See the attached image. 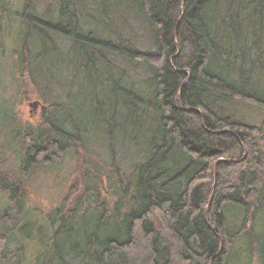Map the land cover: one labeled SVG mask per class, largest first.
Segmentation results:
<instances>
[{
	"label": "trees",
	"instance_id": "trees-1",
	"mask_svg": "<svg viewBox=\"0 0 264 264\" xmlns=\"http://www.w3.org/2000/svg\"><path fill=\"white\" fill-rule=\"evenodd\" d=\"M56 1L59 15L47 19L34 14L32 0H22L9 67L26 100L30 88L44 100L34 72L57 79L50 73L56 66L61 73L64 64L73 71L64 93L87 83L90 99L76 113L70 101H52L41 117L44 129L13 134L20 173L0 171V195L17 212H0V264H71L66 251L88 264H229L243 239L264 264V239L254 225L264 213V123L253 124L234 107L264 111V0ZM80 14L100 29L85 30ZM130 17L147 38L125 39L113 28ZM116 58L146 67L149 77L135 84ZM89 130H102L112 146L125 141L135 155L126 179L120 177L113 216L103 221L105 198L93 225L76 218L99 161L87 146ZM64 155L76 177L40 224L24 206L28 172L33 165L57 167Z\"/></svg>",
	"mask_w": 264,
	"mask_h": 264
},
{
	"label": "rangeland",
	"instance_id": "rangeland-1",
	"mask_svg": "<svg viewBox=\"0 0 264 264\" xmlns=\"http://www.w3.org/2000/svg\"><path fill=\"white\" fill-rule=\"evenodd\" d=\"M21 2L22 0H0V89L3 88L5 90L4 96L9 100L11 107V110L7 111L9 104H6L0 99V171L15 175L20 173L21 161L17 154V145L15 144L16 141L14 140L13 134H16L18 131H23L26 127L31 129H44V127H42L41 117L45 108H48L52 101L60 102L61 104L70 101L67 105L70 106L69 108L73 113H76L77 109L87 105V101L90 99V95L87 91V83H84L83 88L80 90L74 88L72 91H69L70 97L67 93H64V88L73 79L72 69L67 68L64 62V66L63 64L60 65L63 66L61 73L59 71H54L57 70V66L50 73V75H56L57 79H54V77L51 79L47 75L49 74L47 70V74L43 69L40 74L34 72L35 77L38 81L40 80L39 84L41 85L44 100L39 99L36 93L32 91L30 83H27L26 86L28 89L30 88L29 96H31V99H24L21 93L23 88L18 86L15 75L12 74L13 68L9 67L10 63L14 62V58L11 56V51L16 48L15 44H17L14 38H18L19 35H21L17 15V11L22 9ZM32 2L34 4L35 15L47 19H57L59 11L56 0H32ZM79 17L85 30L94 31L97 28L100 29L97 23L89 19L86 15L80 14ZM97 17L101 18L103 16L98 15ZM141 27L142 26H140L139 21L135 17H130L126 22H121L120 20H115L113 22V28L118 29L117 33H120L125 39L131 38L134 41L147 38V31ZM102 34L111 38L110 33L107 31ZM58 46L62 47L61 49L64 53L69 49L68 43L61 39ZM38 47V43L33 41L31 47L33 54H37L39 51ZM144 48L152 49L153 46L151 44H146ZM56 58V53H53L49 61H55ZM114 60L119 67L123 66L126 69L127 74L132 76V79L137 85L139 82L146 80L150 75L149 71L144 66L136 64L129 65L118 58ZM47 63L48 62L45 61V69H47ZM62 73L63 75L61 76ZM81 79L82 76L80 75L78 84ZM26 92L28 93L27 90ZM35 101L38 102L36 107L31 104ZM234 107H236L237 113L240 116L245 118L248 117L253 124L260 125L264 123V111L243 105H234ZM2 109L5 110L2 111ZM86 110L88 109L83 108V111L86 112ZM7 115L13 120L11 124H8L9 122L7 123ZM65 119V115H62L61 122H64ZM87 136L89 139L87 146L99 157V161L96 162L95 170H92L87 180L86 197L84 203L76 211V218L81 224L84 222V219H86L85 221L88 220L86 223H91V225H93L91 219L100 218L97 208L99 209L100 203L105 200V198L107 200L106 208L108 209L106 212L107 217H105L106 219L103 218V221L109 220V218L113 216L112 210L116 207V202L119 201L123 192V184L120 182V177L126 179V174H128L131 169V158L135 157V155L131 156V152L133 151L130 150V147L126 145L127 143L125 141L115 142L112 146L102 130L98 132H91L89 130ZM214 173L216 176V166L214 168ZM75 177V164L68 155L64 157L62 164L57 167H48L47 165L41 164L31 166L27 177V193L29 199L27 200L28 203L24 205L32 212L33 215L31 216L38 217L37 221L41 224L42 219H46V215L63 201ZM120 206L123 207L121 208V212H124L126 202ZM5 209L9 212H17L13 209L12 205L3 204L0 195V212ZM16 215L18 214H13V216ZM232 217L233 216H231V219ZM91 225H88L90 232L93 230ZM254 225L258 233V239H264V213L258 214ZM249 246L246 239L241 240L235 246L229 264H259L258 252L253 251ZM61 254L65 259H68L71 264H88L90 261V259H86L82 255H79L81 254L79 252L76 253L79 256L68 253L67 251ZM25 259H30L28 248L26 249Z\"/></svg>",
	"mask_w": 264,
	"mask_h": 264
},
{
	"label": "water",
	"instance_id": "water-1",
	"mask_svg": "<svg viewBox=\"0 0 264 264\" xmlns=\"http://www.w3.org/2000/svg\"><path fill=\"white\" fill-rule=\"evenodd\" d=\"M33 106H37L38 105V102L37 101H35V102H33V103H31ZM185 109H191V108H185ZM220 132H225V131H220ZM244 148H245V151H246V154H247V148L244 146ZM220 162H227V163H229L230 162V160H221ZM220 236V239H221V242H222V245H223V238H222V236L221 235H219Z\"/></svg>",
	"mask_w": 264,
	"mask_h": 264
}]
</instances>
